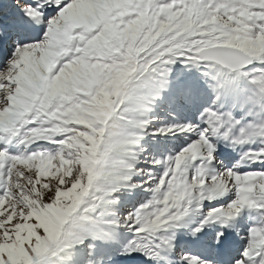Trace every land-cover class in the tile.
Returning <instances> with one entry per match:
<instances>
[{"label": "snow or ice", "instance_id": "obj_1", "mask_svg": "<svg viewBox=\"0 0 264 264\" xmlns=\"http://www.w3.org/2000/svg\"><path fill=\"white\" fill-rule=\"evenodd\" d=\"M0 264H264V0H0Z\"/></svg>", "mask_w": 264, "mask_h": 264}]
</instances>
